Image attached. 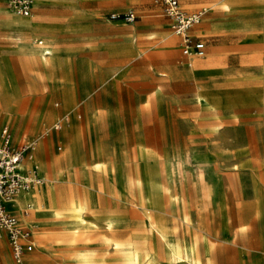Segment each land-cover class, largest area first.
<instances>
[{
    "label": "rangeland",
    "instance_id": "obj_1",
    "mask_svg": "<svg viewBox=\"0 0 264 264\" xmlns=\"http://www.w3.org/2000/svg\"><path fill=\"white\" fill-rule=\"evenodd\" d=\"M30 1L32 17L58 24H77L61 17L78 9L104 8L106 21L135 27L140 44L168 31L160 0ZM179 2L184 11L191 5ZM193 6L204 14L206 28L195 25L191 38L204 44L202 57L183 56L170 35L172 44L157 39L101 62L87 39L81 50L61 52L31 27L0 20V39L11 41L0 40V96L15 99L0 98V128L16 134L5 120L31 116L18 143L31 139L27 170L55 191L47 207L35 197L23 217L11 205L33 240L26 264H264V0ZM7 8L0 0V17L24 18ZM129 11L133 23L110 19ZM23 52L41 64L26 65ZM67 54L60 78L63 68L51 62ZM20 85L34 92L19 95ZM1 247L0 264H10Z\"/></svg>",
    "mask_w": 264,
    "mask_h": 264
},
{
    "label": "crops",
    "instance_id": "obj_2",
    "mask_svg": "<svg viewBox=\"0 0 264 264\" xmlns=\"http://www.w3.org/2000/svg\"><path fill=\"white\" fill-rule=\"evenodd\" d=\"M117 0H97V2L101 5H109L110 7L113 6V3H115ZM129 1H140V0H129ZM197 0H191V5L187 6L185 11L186 13H194V12H202V16H201V20L199 23L195 24L198 25L202 22V18H203V11H199L197 10L196 7H194V2H196ZM179 6L181 7V4L178 0ZM33 5H31V11H32ZM103 10L104 8H100L98 11H85L83 9H78L76 11L70 12L68 14H64L62 15V20H68V19H77L78 23H60L58 24L57 22L54 21L53 17L49 16V15H43V14H36L34 17H32L31 15V11H30V15L28 17H24V18H29L32 17L33 18V22L34 25L31 26L30 29V33L31 35L34 34L33 31H38L39 34H41V36L44 37V39L49 43V44H60L56 50H59L61 52H74L76 50H81L84 47V43L87 40L91 41L92 44V48H93V54L92 57L95 58L94 60L96 61H106V60H112V59H116L118 55H127L129 54L131 51L137 50L138 47L140 48H147L148 46H150L151 44H153L155 42V40H157L158 38H153L151 40H146V42L143 43H139L137 42V38L139 39L140 34L135 32V27H121L119 28L117 25H114L111 22H108L104 19L103 15ZM124 10H128L126 8H124ZM183 10V9H182ZM115 11L114 9L111 10L110 12ZM184 11V10H183ZM136 17V16H135ZM166 17V15H165ZM137 19V17H136ZM167 21H168V31L167 30H158L155 32H159L161 35V40H159V46L162 44L161 41L166 39L167 37L173 36L176 38V43H178L180 49H181V53H182V38L180 36L175 35L174 33H172L171 29H170V20L166 17ZM0 20L3 21V23L7 24V23H12L14 25H17V21L19 19H11L8 16H2L0 17ZM136 21V20H135ZM193 25L189 31H188V35L191 38L196 37V31L193 29V27L195 26ZM161 27H165V25L163 23H161L160 25ZM170 33V34H169ZM29 34V33H28ZM34 38V36H33ZM1 40V39H0ZM195 41H200L202 42L199 38H196ZM2 44H4L5 46H9L10 47V42L9 40H1ZM158 42V41H157ZM39 44H42V42H40ZM125 48L127 50L126 54L123 53H119V51L121 49ZM22 52V51H19ZM205 52V50H204ZM183 56L185 57H189V56H193V55H184L182 53ZM22 60L24 61V63H26L27 65H31L35 67L36 64L41 62L39 61V59H37L36 57H34L31 53H21ZM196 57V56H195ZM94 61V62H96ZM71 59L70 57L67 55H61V56H56L52 59L51 62V66L54 68H57L58 66H61L63 68L62 70V74L60 78H66L65 75V69L67 67H70L71 65ZM183 64H185L186 66H189V64H191L190 58L186 59L185 61H182ZM100 77V76H99ZM33 86H29V87H25L23 85H20L18 88V92L19 95H22L23 91L28 90H32L33 91ZM87 91V90H85ZM8 115V114H7ZM15 117L14 119H7L5 120V122L8 123H15V131L16 134H14V132H11V130L8 128V131L10 133L11 136V146L12 147H20L22 144L30 141L31 139L26 138V136H22L21 139L23 140L21 143H18V137L20 132L24 129V127L26 126L27 122L30 120L31 116L25 115V116H18L16 112H14L12 114V118ZM12 120V121H10ZM6 128V125H3L0 128V136H1V131ZM0 142H1V137H0ZM29 153L27 154L28 157ZM27 157L25 155L24 159L26 158V161L24 162V159L22 161L21 164V169L23 171H28L27 169ZM37 177L43 181V177L41 175H38L36 173ZM36 190L35 187L33 189H31L28 192H23V193H31L33 195V191ZM35 197H32V200L34 201ZM11 205L12 203H6V209L7 211L12 214L13 209H11ZM26 205H23V207ZM17 212V211H15ZM14 216V215H13ZM15 217V216H14ZM16 218V217H15ZM22 228V227H21ZM24 230H26L25 228H22ZM31 242L33 243V240L30 236ZM1 246H5L6 249H8V251L10 252L11 255V249L10 246L8 244V241L6 239V237H1L0 238V251L1 250ZM34 246V244H33ZM31 253V252H30ZM28 253L26 255L25 258V264L26 263H31L29 261V258L32 257V255ZM10 264H14L13 261L10 262Z\"/></svg>",
    "mask_w": 264,
    "mask_h": 264
},
{
    "label": "built area",
    "instance_id": "obj_3",
    "mask_svg": "<svg viewBox=\"0 0 264 264\" xmlns=\"http://www.w3.org/2000/svg\"><path fill=\"white\" fill-rule=\"evenodd\" d=\"M165 15L170 20L172 33L182 38V53L202 57L204 44L200 41L192 42L188 35L189 29L200 22L202 12L186 13L178 0H160ZM8 7L15 14L28 17L31 11L30 0H6ZM112 21L133 23L136 20L132 12L114 13L110 15ZM0 142V238L6 237L11 249L14 264H25V258L33 249L30 234L22 229L17 219L6 209L9 203L19 192H28L39 184L40 179L36 171H23L22 161L30 152L33 143L27 142L20 147L11 146V136L8 129L1 131Z\"/></svg>",
    "mask_w": 264,
    "mask_h": 264
},
{
    "label": "bare ground",
    "instance_id": "obj_4",
    "mask_svg": "<svg viewBox=\"0 0 264 264\" xmlns=\"http://www.w3.org/2000/svg\"><path fill=\"white\" fill-rule=\"evenodd\" d=\"M225 8H229L228 7V5H225L224 6ZM9 8H7V11L9 12ZM11 11V10H10ZM17 25L18 26H22V27H31V26H33L34 25V23H33V20L29 17V18H22V19H20V20H18L17 22ZM198 27H200V28H202V29H204V28H206V27H202V26H200L199 24L197 25ZM259 38V37H258ZM165 41L168 43V44H172L173 43V41H174V39L173 38H170V37H167L166 39H165ZM40 45V44H39ZM37 47H39V46H37ZM41 47V46H40ZM40 60V59H39ZM27 65V64H26ZM197 66H195V68H196ZM191 71L193 72L194 71V64L191 66ZM190 71V72H191ZM215 93V92H214ZM216 94V93H215ZM6 94L4 93V95H2V96H0V98L1 99H3V101H6V102H8V103H11V102H15V99L13 98V96H11V95H6ZM211 95V94H210ZM212 100V99H211ZM254 101V100H253ZM256 101V100H255ZM254 101V102H255ZM215 102V101H214ZM213 103V102H212ZM211 103V104H212ZM214 104V103H213ZM261 109V108H260ZM263 109V108H262ZM263 111H264V109H263ZM42 141V140H41ZM35 155V154H34ZM30 157V156H29ZM28 157V158H29ZM38 164V163H37ZM28 165H31V164H28ZM51 167V166H50ZM39 168V167H38ZM45 169H46V167H45ZM87 169H88V167H87ZM90 169V168H89ZM91 171V170H90ZM38 173V172H37ZM50 174H51V172H49ZM91 174V173H90ZM79 172H78V170L76 169V173H75V178H78L79 176ZM51 176V175H50ZM90 176V175H89ZM52 177V176H51ZM49 178V177H48ZM90 178V177H89ZM163 178V177H162ZM91 180V179H90ZM52 181V180H51ZM45 182L44 181H41L40 180V182H39V184H37V185H35V189H36V194H31V193H27L28 194V196L27 197H23V198H21V199H15L16 197H17V195H19L20 193H23V192H19L14 198H13V202H12V205H13V209H15V211H17L22 217H23V212H24V208H23V205H26L28 208H29V210L30 211H32V212H34V201L32 200V197H36V200H37V204H38V206L39 207H47V205L45 204V203H47L49 200H50V198L55 194L54 192V187H52L51 186V184H49V185H47V184H44ZM26 194V195H27ZM24 196V195H23ZM166 197V196H165ZM71 198V197H70ZM167 200V199H166ZM58 203V202H57ZM69 203L72 205V206H75L76 208H81V203L79 202V201H74V200H72V199H70V201H69ZM58 209H59V207H58ZM61 209V208H60ZM28 210V211H29ZM27 211V210H26ZM153 215V214H152ZM152 217V216H151ZM69 218V217H68ZM54 219V218H53ZM58 220V219H57ZM62 220V219H61ZM64 220V219H63ZM53 230V229H52ZM233 236V235H232ZM58 237H60V236H58ZM79 237H81V235H79ZM61 238V237H60ZM63 238V237H62ZM65 238V237H64ZM57 239V238H56ZM83 239V238H82ZM190 240V239H189ZM80 241V240H79ZM82 241V240H81ZM84 241V240H83ZM85 242V241H84ZM190 242V241H189ZM238 243V242H237ZM4 254H5V252H1L0 251V256H4ZM116 256V255H115ZM84 261H85V259H84ZM193 263V262H192ZM85 264H88V263H86V261H85Z\"/></svg>",
    "mask_w": 264,
    "mask_h": 264
}]
</instances>
